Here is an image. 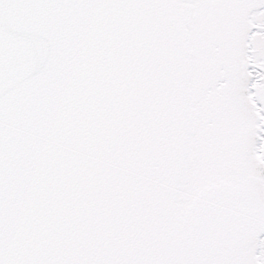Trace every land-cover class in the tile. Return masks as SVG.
Here are the masks:
<instances>
[{"label":"snow or ice","instance_id":"snow-or-ice-1","mask_svg":"<svg viewBox=\"0 0 264 264\" xmlns=\"http://www.w3.org/2000/svg\"><path fill=\"white\" fill-rule=\"evenodd\" d=\"M0 264H264V0H0Z\"/></svg>","mask_w":264,"mask_h":264}]
</instances>
